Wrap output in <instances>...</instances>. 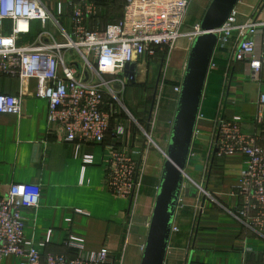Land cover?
<instances>
[{
  "label": "crops",
  "instance_id": "1",
  "mask_svg": "<svg viewBox=\"0 0 264 264\" xmlns=\"http://www.w3.org/2000/svg\"><path fill=\"white\" fill-rule=\"evenodd\" d=\"M41 1L53 7L67 0ZM200 1L206 11L212 0ZM93 2L96 14L89 21L92 28H105L124 16V0ZM234 10L238 24L249 19L264 22V0H240ZM202 17L194 26L200 24ZM4 24L9 32L11 21ZM47 28L59 34L54 25ZM41 32L39 21H33L31 33L22 42L32 46L45 43ZM253 38L259 54L264 47V27L260 26ZM237 41L235 31L227 45L217 46L212 59L214 65L206 81L186 168V177L192 183H184L175 218L180 232L175 235V242L172 235L165 264L171 254L180 263L188 245L189 264L263 263L264 238L225 210L240 202L236 187L241 178L236 173L238 168L245 167V157L213 154L222 117H241L243 132L257 136L264 147V104L260 102L264 94V66L259 78H253L248 61L233 59ZM186 63L185 59L176 63L178 75L177 72L173 78L165 75L161 84L159 81L158 98L166 100L168 112V141L179 99L175 88L181 86ZM168 86L173 90L166 92ZM0 92L22 96L20 115L0 113V196L6 195L13 183H33L42 188L39 206L23 210L26 238L43 242L50 236V241L40 246L43 257L49 252L74 254L66 241L76 236L85 240L89 251L108 248L116 264H141L163 165L155 177L145 178L133 198L117 197L107 187L106 179L118 134L109 130L101 144L82 143L80 153L94 155V163L84 168L82 159L76 156L75 143L66 141L60 125L50 128L49 102L36 96V79L21 85L16 78L1 76ZM200 184L204 186L201 196L197 189ZM20 261L17 256L0 258V264H20Z\"/></svg>",
  "mask_w": 264,
  "mask_h": 264
},
{
  "label": "built area",
  "instance_id": "2",
  "mask_svg": "<svg viewBox=\"0 0 264 264\" xmlns=\"http://www.w3.org/2000/svg\"><path fill=\"white\" fill-rule=\"evenodd\" d=\"M125 13L105 28L90 27L96 14L93 0H67L53 7L41 0H0V77L16 78L21 85L37 80L36 96L49 102V126L60 125L66 141L75 143L76 156L85 165L94 163L93 154H81L82 143H103L111 127L112 104L119 89L126 86L125 65L143 61L157 49L171 48L182 38L195 39L202 33L200 24L184 31L190 0H124ZM5 21H11L6 32ZM39 21L41 38L37 46L22 42L31 33L32 22ZM64 22H68L67 25ZM49 24L59 34L50 32ZM264 22L249 19L238 24L233 10L216 30L218 45L225 46L238 31L233 59L248 61L253 78L264 66V47L257 54L253 35ZM213 61L211 66H213ZM131 79V78H130ZM133 79V78H132ZM180 93L181 86L175 88ZM264 104V94L260 96ZM22 112V96L0 92V113ZM264 138V136H263ZM218 156L241 154V184L236 187L240 202L225 210L246 228L264 238V147L255 135L242 130L241 117L220 118L214 142ZM117 197L133 198L141 187L140 167L135 158L113 147L106 179ZM42 188L33 183H13L0 196V258L17 256L20 264H105L112 262L108 248L86 249L85 240L70 236L66 245L74 254L49 252L43 257L40 246L25 236L24 209L39 206ZM173 234L179 232L173 225ZM264 264V257L263 263Z\"/></svg>",
  "mask_w": 264,
  "mask_h": 264
},
{
  "label": "water",
  "instance_id": "3",
  "mask_svg": "<svg viewBox=\"0 0 264 264\" xmlns=\"http://www.w3.org/2000/svg\"><path fill=\"white\" fill-rule=\"evenodd\" d=\"M240 0H212L200 26L202 33L191 46L179 93L176 114L163 164L153 214L147 231V241L141 264H165L172 229L184 190L186 168L194 141L200 107L211 62L217 48L218 30ZM140 66L125 65V75L136 82L141 79ZM158 78L152 110L157 97ZM218 152L214 148L213 154Z\"/></svg>",
  "mask_w": 264,
  "mask_h": 264
},
{
  "label": "rangeland",
  "instance_id": "4",
  "mask_svg": "<svg viewBox=\"0 0 264 264\" xmlns=\"http://www.w3.org/2000/svg\"><path fill=\"white\" fill-rule=\"evenodd\" d=\"M204 8L205 5L200 0H191L183 26L184 31L193 30L195 22L205 13ZM193 41L194 39L182 38L173 47L157 49L154 54L146 56L137 64L140 66L139 72L142 73L141 79L136 82L128 78L126 86L119 89L115 97L109 98L112 104L109 106L112 110L111 131L113 134H118L115 147L136 159L140 167L141 184L146 177H155L166 160L165 153L169 143L170 126L166 123L168 114L166 100L158 98L161 81L164 80L165 75H169L170 78L176 76V72L178 75L180 71L175 69L176 63L184 59L187 61ZM159 76L160 84L152 110ZM171 89L168 86L166 92ZM190 182L185 177V183ZM203 188L201 184L197 187L199 196L204 194ZM199 207L200 205H198L196 216ZM175 223L174 225L178 226L180 232L179 224ZM178 233L172 236L173 242ZM188 248L184 251L185 256L180 263L176 260V256L171 254L167 264H189ZM105 264L116 263L112 261Z\"/></svg>",
  "mask_w": 264,
  "mask_h": 264
},
{
  "label": "trees",
  "instance_id": "5",
  "mask_svg": "<svg viewBox=\"0 0 264 264\" xmlns=\"http://www.w3.org/2000/svg\"><path fill=\"white\" fill-rule=\"evenodd\" d=\"M112 124V123H111ZM110 130H111V127H110Z\"/></svg>",
  "mask_w": 264,
  "mask_h": 264
}]
</instances>
